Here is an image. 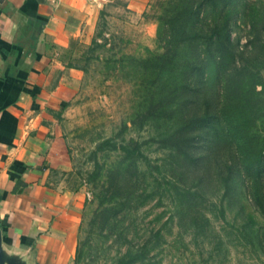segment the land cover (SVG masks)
Returning <instances> with one entry per match:
<instances>
[{
	"label": "rangeland",
	"instance_id": "obj_1",
	"mask_svg": "<svg viewBox=\"0 0 264 264\" xmlns=\"http://www.w3.org/2000/svg\"><path fill=\"white\" fill-rule=\"evenodd\" d=\"M165 1L137 11L109 1L54 45L72 91L60 127L88 193L71 264H264V217L247 195L221 196L217 180L204 192L194 176L178 181L160 122L146 119L159 86L150 60L163 51ZM257 72L264 87V67ZM184 189L195 192L193 204L181 200Z\"/></svg>",
	"mask_w": 264,
	"mask_h": 264
},
{
	"label": "trees",
	"instance_id": "obj_2",
	"mask_svg": "<svg viewBox=\"0 0 264 264\" xmlns=\"http://www.w3.org/2000/svg\"><path fill=\"white\" fill-rule=\"evenodd\" d=\"M162 13L146 119L160 122L178 181L194 176L204 192L217 180L221 196L243 192L264 217V0H166ZM193 194L180 198L193 204Z\"/></svg>",
	"mask_w": 264,
	"mask_h": 264
},
{
	"label": "crops",
	"instance_id": "obj_3",
	"mask_svg": "<svg viewBox=\"0 0 264 264\" xmlns=\"http://www.w3.org/2000/svg\"><path fill=\"white\" fill-rule=\"evenodd\" d=\"M112 0H0V245L24 264H71L88 193L60 108L72 91L54 45ZM141 10L148 0H124Z\"/></svg>",
	"mask_w": 264,
	"mask_h": 264
},
{
	"label": "water",
	"instance_id": "obj_4",
	"mask_svg": "<svg viewBox=\"0 0 264 264\" xmlns=\"http://www.w3.org/2000/svg\"><path fill=\"white\" fill-rule=\"evenodd\" d=\"M0 264H24L14 258H6L3 255L1 245H0Z\"/></svg>",
	"mask_w": 264,
	"mask_h": 264
}]
</instances>
